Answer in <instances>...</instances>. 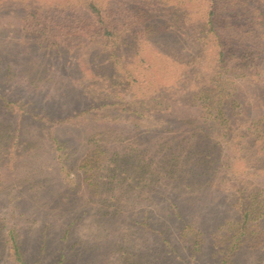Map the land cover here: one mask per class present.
Wrapping results in <instances>:
<instances>
[{
    "label": "rangeland",
    "instance_id": "obj_1",
    "mask_svg": "<svg viewBox=\"0 0 264 264\" xmlns=\"http://www.w3.org/2000/svg\"><path fill=\"white\" fill-rule=\"evenodd\" d=\"M25 10L0 1V264H16L11 228L26 264H264V219L244 227L240 196L214 184L237 157L189 155L151 115L105 108L118 101L105 54L39 49L22 31ZM143 48L156 79L174 85L180 65ZM77 111L91 114L57 123ZM166 111L169 128L187 114Z\"/></svg>",
    "mask_w": 264,
    "mask_h": 264
},
{
    "label": "trees",
    "instance_id": "obj_2",
    "mask_svg": "<svg viewBox=\"0 0 264 264\" xmlns=\"http://www.w3.org/2000/svg\"><path fill=\"white\" fill-rule=\"evenodd\" d=\"M13 1L25 3L22 31L39 49L73 53L96 46L105 54L118 92L105 108L141 115V122L151 115L155 128L185 139L189 155H235L233 176L214 184L240 196L244 227L264 219V0H48L33 8L29 0ZM145 42L180 65L174 85L156 79ZM177 107L187 114L169 128L166 109ZM90 114L77 111L57 123ZM17 238L11 228L5 246L16 264H26Z\"/></svg>",
    "mask_w": 264,
    "mask_h": 264
}]
</instances>
